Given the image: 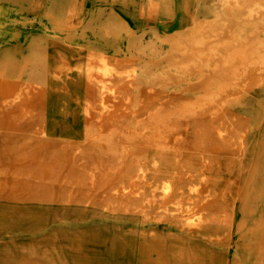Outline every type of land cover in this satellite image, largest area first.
I'll use <instances>...</instances> for the list:
<instances>
[{"label": "rangeland", "instance_id": "1", "mask_svg": "<svg viewBox=\"0 0 264 264\" xmlns=\"http://www.w3.org/2000/svg\"><path fill=\"white\" fill-rule=\"evenodd\" d=\"M177 1L180 11L186 13L183 2L192 0ZM205 1L211 5L210 0ZM152 4L151 0H0V66L10 59L26 61L34 46L43 45L57 47L63 54L83 50L106 57L112 70L105 78L108 84L91 90L88 101L72 88L68 78L56 84L54 96L41 108L26 114L16 104L5 109L0 128V264H160V260L264 264V95L249 90L238 95L235 105L216 106L214 101L183 92L199 73L195 70L193 77L186 74L189 67L185 64L191 60L181 52L175 54L177 61L175 56L167 57L169 39L176 35L178 26ZM110 10L124 17L134 34L142 36L144 54L129 46L125 31L113 42L98 33L99 22ZM214 16L211 13L202 19L212 21ZM256 27L258 44H264V25ZM151 44L153 49L147 48ZM176 63L184 67L180 69ZM203 68L209 73L213 69ZM167 70L169 75H177L174 79L183 77L185 83L169 81ZM138 78L145 81L144 86ZM155 78L162 79L159 85ZM167 83L172 86L165 87ZM221 114L224 118H218ZM212 119L226 128L229 122L247 120L249 129L243 134L242 145L229 147L228 129L227 143L217 142L225 145L223 150L200 153L209 147L201 134ZM165 182L171 183L169 195L164 192L166 197L162 193ZM187 198L193 202H186ZM185 208L201 219L191 227L197 240L187 259L184 243L168 231L171 220L181 221L180 216L188 214ZM226 213L232 214L229 221Z\"/></svg>", "mask_w": 264, "mask_h": 264}, {"label": "bare ground", "instance_id": "2", "mask_svg": "<svg viewBox=\"0 0 264 264\" xmlns=\"http://www.w3.org/2000/svg\"><path fill=\"white\" fill-rule=\"evenodd\" d=\"M205 1V0H204ZM99 2V1H98ZM155 7L159 8L160 11L172 22L175 26H178L176 29L177 33L174 37L169 39L170 50L169 58L175 56L176 53L181 52L183 56L187 59L189 58L193 63H196L195 67L193 63L187 62L184 64L188 66V75L192 76L195 70L198 71L199 77L195 80L194 83L188 82L183 92L193 93L194 95L201 96L203 99L216 103V106L221 104L235 105L238 103V95L243 92L251 90V92H262L264 95V44H258V31L256 27L258 23L264 25V0H210L211 5L207 6L203 3V0H192L191 3L187 4L183 2L184 11H180L177 0H151ZM207 3V1H205ZM152 4V5H153ZM7 6V5H6ZM94 6V5H93ZM190 6V8H189ZM96 7V6H95ZM120 7V6H119ZM117 8V7H116ZM109 11V10H108ZM111 11V10H110ZM140 13V12H139ZM214 13V19L212 21H205L202 19L207 15ZM137 15V14H136ZM124 16V15H123ZM126 16V15H125ZM76 21V20H75ZM79 24V23H78ZM258 27H261L260 25ZM91 29V28H90ZM164 29V28H163ZM162 29V30H163ZM85 30V29H84ZM83 30V31H84ZM93 31V29H91ZM122 31L127 32L129 46L137 53L142 50L141 38L132 32V29L129 26V23L115 12L108 13L107 17L104 20H101L98 24V33L103 35L106 39L113 42L116 40L118 33ZM164 31V30H163ZM261 33V32H260ZM157 38V37H156ZM261 40V39H260ZM263 40V39H262ZM261 40V41H262ZM117 42V41H116ZM149 42V41H148ZM163 42V41H162ZM161 42V43H162ZM164 43V42H163ZM147 45V44H146ZM153 49L152 44L149 47ZM155 48V47H154ZM92 49V48H91ZM94 49V48H93ZM92 49V50H93ZM85 50V49H84ZM94 51V50H93ZM130 51V50H129ZM149 51V50H148ZM156 51V48H155ZM153 51V52H155ZM144 52V51H143ZM141 52V53H143ZM130 53V52H129ZM133 53V52H132ZM168 53V52H167ZM166 53V55H168ZM144 54V53H143ZM155 54V53H154ZM160 54V53H159ZM179 54V53H178ZM180 54V55H182ZM16 55V54H15ZM101 56V55H100ZM107 56V55H104ZM171 56V57H170ZM177 56V54H176ZM176 61H177V57ZM20 57V56H19ZM106 58V57H104ZM99 56H94L91 52L82 51H72L66 52L63 54L59 48L54 46H43L36 45L33 47L30 57L21 62L19 59H10L7 62L3 63L0 66V128L2 126L3 113L5 109L12 107L13 104L20 106L22 114H26L28 110H35L41 108L43 103L50 101L52 96H54L55 86L58 82H64L68 78L69 83L72 85V88L80 93V96L86 101L91 97V90L104 88L107 83L105 78L109 76V72L112 71L110 66L105 62V59ZM165 58V57H164ZM184 58L185 60H187ZM173 59V58H171ZM170 59V60H171ZM188 59V61H189ZM165 60V59H163ZM167 60V59H166ZM169 60V59H168ZM159 61V60H158ZM157 62V61H156ZM162 62V60H161ZM171 62V61H170ZM109 63V62H108ZM119 63V62H118ZM152 63V62H151ZM172 63V62H171ZM174 63V62H173ZM173 63L171 64L172 68H175ZM167 64V63H166ZM177 64V63H176ZM182 64V63H181ZM148 65H151L150 63ZM154 65V64H153ZM178 65V64H177ZM147 66V65H146ZM152 66V65H151ZM168 66L169 68L171 67ZM203 66H209L212 69V72L209 73L204 70ZM127 67V66H126ZM125 67V68H126ZM177 67V66H176ZM180 67V65H178ZM184 67V66H183ZM182 67V68H183ZM143 68V67H142ZM145 68V67H144ZM143 68V69H144ZM151 68V67H150ZM180 67V69H182ZM113 69V68H112ZM143 69L141 72H143ZM132 70V69H131ZM130 70V72H131ZM141 70V68H140ZM148 70V69H147ZM127 70L126 72H128ZM151 71V70H150ZM163 71V70H162ZM168 71V70H167ZM179 71V70H178ZM118 72V70H117ZM125 74V71H123ZM121 72V73H123ZM133 72V71H132ZM166 72V71H165ZM112 73V72H111ZM114 73V72H113ZM135 73V72H133ZM168 73V74H167ZM169 81H175L179 84L185 83L182 82L184 78L181 76L173 77L167 72ZM130 76L132 73H129ZM149 74V73H148ZM185 74V73H184ZM127 75V74H126ZM150 75V74H149ZM240 75V78L237 79ZM111 76V75H110ZM118 76V75H117ZM125 76V75H123ZM156 76V75H155ZM160 76V75H157ZM119 77V76H118ZM129 77V75H128ZM148 77V76H147ZM152 77V76H151ZM193 77V76H192ZM117 79V77H114ZM113 78V79H114ZM158 78V77H157ZM157 78H155L157 80ZM167 78V77H165ZM164 78V79H165ZM112 79V80H113ZM140 80V78H138ZM138 79H136L138 81ZM171 79V80H170ZM109 80V78H108ZM111 80V79H110ZM129 80V78H128ZM145 80V79H142ZM152 80V79H151ZM151 80H149L151 82ZM154 80V79H153ZM158 80H162L161 78ZM155 81L157 85L160 81ZM141 81V80H140ZM147 81V80H146ZM148 81V82H149ZM116 82V81H115ZM136 82V81H135ZM142 82V81H141ZM168 82V81H166ZM174 84L175 83H172ZM131 83V82H130ZM128 82V84L130 85ZM140 83V82H139ZM100 84V86L98 85ZM115 84V83H114ZM137 84V83H136ZM143 86L145 85L142 82ZM153 84L154 82L150 83ZM168 84V83H167ZM171 84L165 85L172 86ZM111 85V83H110ZM156 85V86H157ZM62 86V85H61ZM64 86V85H63ZM99 86V87H98ZM113 86V85H112ZM57 87V86H56ZM155 87V86H154ZM164 87V86H162ZM61 88V87H60ZM59 88V89H60ZM64 88L68 89L64 86ZM106 88V87H105ZM160 88V87H159ZM58 89V90H59ZM108 89V88H107ZM111 89V88H109ZM141 89V88H140ZM150 89V88H149ZM152 89V88H151ZM155 89V88H154ZM164 89V88H163ZM63 91V89H61ZM65 90V89H64ZM114 91V89H111ZM135 90V89H134ZM139 90V89H138ZM148 90V88H147ZM60 91V92H62ZM68 91V90H67ZM103 91V90H102ZM106 91V89H105ZM118 91V90H116ZM110 93H114L109 91ZM120 92V91H119ZM225 92V93H224ZM68 93V92H67ZM72 93H74L72 91ZM123 93V91H122ZM139 93V91H138ZM151 93V92H150ZM154 93V92H153ZM179 93V92H177ZM224 93V94H223ZM117 94V93H116ZM141 95V93H139ZM149 94V93H148ZM176 94V93H175ZM74 95V94H73ZM76 95V94H75ZM118 95V94H117ZM127 95V94H126ZM138 95V94H137ZM70 97V96H69ZM128 97V95H127ZM135 97V95L133 96ZM141 97V96H140ZM77 98V97H76ZM138 98V97H135ZM80 99V98H79ZM153 99V98H152ZM75 100V99H74ZM156 100V99H153ZM261 100V99H260ZM143 101V100H142ZM141 102V101H140ZM80 103V102H79ZM126 103V102H125ZM137 103V102H136ZM140 104V103H139ZM144 104V102H143ZM142 104V105H143ZM78 105V104H77ZM139 106V105H138ZM17 108V107H16ZM15 108V109H16ZM144 108V107H143ZM124 109V108H123ZM127 109V108H126ZM157 110V108H155ZM160 109V107L158 108ZM224 109V108H223ZM122 110V109H121ZM137 110V109H135ZM177 110V109H176ZM9 110H7L8 112ZM133 111V110H132ZM222 111V110H221ZM13 112V110H12ZM33 112V111H32ZM150 112V111H149ZM158 112V111H157ZM21 113V112H20ZM30 113V112H29ZM154 113V112H153ZM156 113V112H155ZM35 114V113H34ZM118 114V113H117ZM5 115V114H4ZM10 115V114H8ZM15 115V114H13ZM20 115V114H19ZM28 115V114H27ZM32 115V114H31ZM156 115V114H154ZM153 115V116H154ZM11 116V115H10ZM26 116V115H25ZM225 115H219L218 118H224ZM18 117V116H17ZM27 117V116H26ZM19 118V117H18ZM20 118H22L20 116ZM25 118V117H24ZM4 119V118H3ZM214 119V118H213ZM211 121L210 125H205L201 137L203 140L208 143L209 147L205 151L200 153H215L218 150H223V144L217 142H226L228 141V136L226 131L229 129V147L230 145H242L243 134L248 130L247 120L240 119L239 121L233 123L229 122V126L226 128L223 125H216ZM254 119V118H253ZM252 119V121H253ZM6 120V119H5ZM12 120V119H11ZM15 120V118H14ZM13 120V121H14ZM22 120V119H21ZM21 120L16 122L18 124ZM54 120V119H53ZM85 122H88L87 118L83 119ZM100 120V119H99ZM134 119H132L133 121ZM139 120V119H138ZM12 121V122H13ZM10 122V121H9ZM8 122V123H9ZM254 122V121H253ZM256 123V122H255ZM32 124V123H31ZM135 124V122H134ZM137 124V123H136ZM141 124V123H140ZM9 125V124H8ZM11 126V124H10ZM18 126V125H17ZM115 126V125H114ZM4 127V126H3ZM2 127V128H3ZM7 127V126H6ZM5 127V128H6ZM11 128V127H10ZM38 128V127H37ZM112 128V126H111ZM114 128V127H113ZM251 128V127H250ZM8 129V128H7ZM29 129V128H28ZM6 130V129H5ZM37 130V129H36ZM149 130V129H148ZM9 131V130H8ZM146 131V130H145ZM201 131V130H200ZM41 131H39L40 133ZM128 132V131H127ZM231 132V133H230ZM6 133V132H4ZM112 133V132H111ZM142 133V131H141ZM150 133V132H149ZM201 133V132H200ZM138 134V132H137ZM231 134L233 135V140H231ZM10 135V134H9ZM12 135V134H11ZM32 135V134H31ZM105 134H102V136ZM136 135V133H135ZM140 135V133H139ZM138 135V136H139ZM150 135V134H149ZM148 136V134H147ZM7 137V135H6ZM11 137V136H10ZM97 137V135H96ZM159 137V136H158ZM66 139V138H65ZM69 140V139H68ZM71 140V139H70ZM31 141V140H30ZM74 141V140H72ZM85 141V140H84ZM87 141V140H86ZM236 142V144H235ZM227 143V142H226ZM84 144V143H83ZM124 146V145H123ZM122 148V147H121ZM156 148V147H155ZM239 151V149H238ZM178 152V151H176ZM175 152V153H176ZM126 153V152H125ZM123 155V153H122ZM202 156V154H201ZM69 157V156H68ZM176 158V157H175ZM178 158V157H177ZM176 158V159H177ZM123 159V158H122ZM202 159V158H201ZM68 159H66L67 161ZM70 160V158H69ZM68 160V161H69ZM179 160V158L177 159ZM25 161V160H24ZM180 161V160H179ZM203 161V160H202ZM217 161V160H216ZM149 162V161H148ZM178 162V161H177ZM205 162V161H204ZM82 163V162H80ZM79 163V164H80ZM179 163V162H178ZM67 164V163H66ZM136 164V163H135ZM154 164V163H153ZM210 164V163H209ZM208 164V165H209ZM56 166V164H54ZM95 165V164H94ZM144 165V162H142ZM207 165V164H205ZM141 166V165H139ZM177 166V165H176ZM180 166V165H179ZM177 166V167H179ZM52 168V166H50ZM66 167V165H65ZM113 167V166H112ZM155 167V166H154ZM140 170L141 167H137ZM182 168V167H181ZM184 168V167H183ZM182 168V169H183ZM206 168V167H205ZM19 169V168H18ZM44 169V168H43ZM50 169V168H49ZM186 169V168H185ZM208 169V168H206ZM70 170V169H69ZM62 171V170H61ZM97 171V170H96ZM144 172V170H142ZM104 172V171H103ZM149 172V171H148ZM19 173V172H18ZM52 173V172H51ZM95 173V171H93ZM138 173V172H137ZM142 173V172H141ZM176 173V172H175ZM251 173V172H250ZM136 174V173H135ZM139 174V173H138ZM156 174V173H154ZM188 174V173H187ZM252 174V173H251ZM7 175V174H6ZM43 175V173H40ZM60 175V173H59ZM102 175V174H101ZM137 175V174H136ZM144 175V174H143ZM176 175V174H174ZM95 176V175H94ZM177 176H180L177 174ZM189 176V175H188ZM61 177V175H60ZM60 177H57L58 179ZM172 177V176H171ZM204 177V176H203ZM41 178V177H40ZM101 178V177H100ZM143 178V177H141ZM145 178V177H144ZM57 179V180H58ZM66 179V178H65ZM91 179V178H90ZM103 179V178H101ZM172 179V178H171ZM174 179V178H173ZM96 180V179H95ZM106 180V179H104ZM136 180V179H135ZM144 180V179H143ZM169 180V179H168ZM199 180V179H198ZM204 180V179H203ZM88 181V180H87ZM86 181V182H87ZM90 181V180H89ZM94 181V180H92ZM111 181V180H110ZM109 181V187H110ZM132 181V180H131ZM91 182V181H90ZM112 182V181H111ZM134 182V181H132ZM170 182V181H169ZM96 183V182H95ZM191 183V182H190ZM129 184H131L129 182ZM137 184V183H135ZM150 184V183H148ZM169 184L166 183L162 186V193L169 189ZM93 185V183H92ZM112 185V184H111ZM138 185V184H137ZM146 185V183H145ZM87 186V185H85ZM94 186V185H93ZM140 186V185H139ZM147 186V185H146ZM194 186V185H193ZM108 187V185H107ZM130 187H132L130 185ZM199 187V186H198ZM196 187V189H198ZM201 187V186H200ZM134 188V187H132ZM139 188V187H138ZM154 188V187H153ZM153 192L155 188L153 189ZM192 188V187H190ZM131 189V188H130ZM158 189V188H157ZM156 189V190H157ZM173 189V187H172ZM176 189V188H175ZM195 189V187H194ZM193 190V193L197 191ZM141 190V189H140ZM159 190V189H158ZM191 190V191H192ZM125 191V190H124ZM129 191V190H128ZM127 191V192H128ZM161 191V189L159 190ZM113 192V191H112ZM117 192V191H116ZM152 192V191H151ZM125 193V192H123ZM155 193V192H154ZM153 193V194H154ZM171 193V192H170ZM192 192H190L191 194ZM199 193V192H198ZM135 194V193H134ZM133 194V195H134ZM138 195V194H137ZM166 195L165 193L163 194ZM161 195V196H163ZM169 195V192H168ZM188 195V194H187ZM136 196V195H135ZM152 196V195H151ZM182 196V195H181ZM190 196V195H189ZM166 197V196H165ZM180 197V196H179ZM184 197V196H182ZM181 197V198H182ZM148 198V197H147ZM153 198V196L151 197ZM155 199V197H154ZM153 199V200H154ZM190 201L192 198H189ZM187 198L186 202L189 200ZM164 200V197H163ZM175 200V199H174ZM179 200V198L177 199ZM181 200V199H180ZM179 200V201H180ZM7 201V200H6ZM148 201V200H147ZM153 203V201L150 199ZM90 202V200H89ZM150 202V203H151ZM174 202V201H173ZM182 202V201H180ZM179 202V204H180ZM193 202V201H191ZM8 203V202H7ZM21 203V202H20ZM41 203V202H40ZM149 203V201H148ZM25 204V202H24ZM45 205V203H43ZM61 204V203H60ZM67 204V203H66ZM70 204V203H68ZM175 203H172V205ZM239 204V203H238ZM28 205V204H26ZM32 205V204H31ZM34 205V204H33ZM36 205V204H35ZM73 205V204H72ZM144 205V204H143ZM177 205V204H176ZM174 205V206H176ZM181 205V204H180ZM38 206V205H37ZM52 206V205H51ZM59 206V205H58ZM63 206V204H62ZM86 206V205H85ZM25 207V206H24ZM31 207V206H30ZM57 207V206H56ZM81 207V206H80ZM79 207V208H80ZM177 207V206H176ZM181 207V206H179ZM186 207V206H185ZM238 207V206H237ZM46 208V207H45ZM50 208V207H47ZM78 208V207H76ZM85 208V207H84ZM193 208V207H192ZM27 209V208H26ZM32 209V208H31ZM81 209V208H80ZM95 209V208H93ZM191 209V208H190ZM189 209V210H190ZM260 209V208H259ZM34 210V209H33ZM42 210V209H41ZM62 210V209H60ZM77 210V209H76ZM83 210V208L81 209ZM96 210V209H95ZM93 210V211H95ZM126 210V209H125ZM142 210V209H141ZM164 214L168 213L167 209H163ZM188 210V211H189ZM29 211V210H27ZM57 211V210H56ZM55 211V212H56ZM79 211V210H78ZM103 211V210H102ZM166 211V212H165ZM178 211V209L176 210ZM183 211V210H182ZM186 213L182 217L181 221H172L169 222L168 231L169 233L174 234L176 241L183 244V256L184 259H187L186 256H189L188 253L192 250L193 242L196 241L197 232L195 230L191 231L192 226L198 225V222L201 220L199 214H192L188 212L185 208ZM46 212V211H45ZM54 212V211H53ZM59 212V211H57ZM61 212V211H60ZM74 212V211H73ZM82 212V211H80ZM98 212V211H97ZM127 212V211H126ZM158 212V210H157ZM156 212V214H157ZM179 212V211H178ZM181 212V210H180ZM47 213V212H46ZM52 213V211H51ZM79 213V212H78ZM111 213V212H110ZM121 213V212H120ZM125 213V212H124ZM184 213V212H183ZM182 213V214H183ZM49 214V212H48ZM133 214V213H132ZM55 215V214H54ZM72 215V213H71ZM77 215V214H76ZM94 215V214H93ZM109 215V214H108ZM120 215V214H119ZM141 215V214H140ZM143 215V214H142ZM188 215L187 217H185ZM201 215V214H200ZM225 218L229 221L231 219V213L224 214ZM49 216V215H48ZM81 216V215H78ZM83 216V214H82ZM92 216V215H91ZM124 216V215H123ZM127 216V215H126ZM134 216V215H133ZM147 216V215H146ZM236 216V215H235ZM54 217V216H53ZM105 217V216H104ZM125 217V216H124ZM157 217V216H156ZM100 218V217H99ZM147 218V217H146ZM46 219V218H45ZM162 219V218H161ZM239 219V217L237 218ZM48 220V219H46ZM55 220V219H54ZM74 220V219H73ZM130 220V219H129ZM166 220V219H165ZM178 220V219H177ZM52 221V220H51ZM155 221V220H154ZM233 221V219H232ZM230 221V222H232ZM37 222V221H36ZM34 222V223H36ZM44 222V221H43ZM138 222V221H137ZM148 222V221H147ZM164 222V221H163ZM220 222V221H219ZM134 223V222H132ZM141 223V222H140ZM144 223V222H143ZM206 223V222H205ZM165 224V223H164ZM203 224V222H202ZM224 224V223H223ZM259 224V222H258ZM34 225V224H33ZM45 225V224H44ZM205 225V224H203ZM226 225V224H225ZM262 223H260V226ZM264 225V222H263ZM227 226V225H226ZM52 227V226H51ZM210 227V226H209ZM256 227V226H255ZM262 227V226H261ZM44 228V226H43ZM105 228V227H104ZM139 228V227H138ZM227 228V227H226ZM236 228V226H235ZM39 231L41 228H38ZM95 229V228H94ZM210 229V228H209ZM254 229H257L254 228ZM260 229V228H259ZM263 229V228H262ZM48 230V229H47ZM93 230V229H92ZM106 230V229H105ZM108 230V229H107ZM204 230V229H203ZM218 230V229H216ZM30 231V230H29ZM36 231V230H35ZM42 231V230H41ZM123 231V230H122ZM202 231V230H200ZM211 231V230H209ZM230 231V230H229ZM128 232V231H127ZM126 232V233H127ZM133 232V231H132ZM207 232V231H206ZM259 232V231H257ZM19 233V232H18ZM43 233V232H42ZM64 233V232H63ZM125 233V232H124ZM136 233V232H135ZM139 233V232H138ZM136 233V235L138 234ZM166 233V232H165ZM200 233V232H199ZM214 233V232H213ZM219 233V232H218ZM256 233L255 231L252 233ZM116 234V233H114ZM113 234V235H114ZM128 234V233H127ZM147 234V232H146ZM205 234V233H204ZM203 234V235H204ZM222 234V233H221ZM251 234V233H250ZM40 235V234H39ZM67 235V234H66ZM130 235V234H129ZM143 235V234H142ZM145 235V234H144ZM143 235V236H144ZM152 235V234H151ZM167 235V234H166ZM208 235V234H207ZM206 235V236H207ZM25 236V235H24ZM50 236V235H49ZM48 236V237H49ZM57 236V235H56ZM63 236V235H61ZM60 236V238H61ZM116 236V235H115ZM149 236V235H148ZM159 237L160 235L157 234ZM205 236V235H204ZM226 236V235H225ZM228 236V235H227ZM226 236V237H227ZM55 237V235H54ZM142 237V236H141ZM163 237V236H162ZM168 237V236H167ZM169 237H171L169 235ZM44 238V237H43ZM51 238V236H50ZM113 238V237H112ZM139 238V237H138ZM145 238V237H143ZM48 239V238H46ZM58 238H56L57 240ZM107 239V238H105ZM115 239V238H114ZM155 239V238H154ZM158 239V238H157ZM166 239V238H165ZM230 239V238H229ZM113 240V239H112ZM143 240V239H142ZM163 240V239H162ZM106 241V240H105ZM118 241V240H117ZM138 241V240H137ZM145 241V240H144ZM150 241V239H149ZM166 241V240H165ZM210 241V240H209ZM56 242V241H55ZM112 242V241H111ZM120 242V240H119ZM161 243L162 241L159 240ZM158 242V244H159ZM214 242V241H213ZM104 243V242H103ZM107 242L104 244L106 245ZM113 243V242H112ZM126 243V241H125ZM114 244V243H113ZM116 244V243H115ZM130 244V243H129ZM147 244V243H146ZM170 244V243H169ZM60 245V244H59ZM58 245V246H59ZM112 245V244H111ZM131 245V244H130ZM138 245V244H137ZM143 245V244H142ZM157 245V244H156ZM173 245V244H172ZM172 245L170 248H172ZM107 246V245H106ZM109 246V245H108ZM163 246V245H162ZM175 246V245H174ZM79 247V245H78ZM105 247V246H104ZM114 247V246H112ZM124 247V246H123ZM135 247V246H133ZM149 247V246H148ZM154 247V246H153ZM164 247V246H163ZM179 247V246H178ZM230 247V246H229ZM72 248V246L70 247ZM59 249V248H58ZM132 249V248H131ZM134 249V248H133ZM150 249V248H149ZM163 249V248H162ZM169 249V247H168ZM180 249V248H179ZM193 249H198L193 247ZM233 249V248H232ZM112 250V249H111ZM137 250V249H136ZM155 250V249H154ZM202 250V249H201ZM204 250V249H203ZM151 251V250H150ZM181 251V250H180ZM198 251V250H197ZM246 251V250H245ZM105 252V251H104ZM169 252V251H168ZM172 252V251H171ZM204 252V251H202ZM233 252V251H232ZM244 252V251H243ZM193 253V252H191ZM190 253V256H191ZM137 254V253H136ZM135 254V255H136ZM171 254V253H170ZM176 254H179L176 253ZM175 254V255H176ZM174 255V256H175ZM247 255V254H246ZM58 256V255H57ZM181 256V255H180ZM257 256V254H256ZM263 256V255H262ZM56 257V255L54 256ZM60 257V256H59ZM58 257V259H59ZM173 257V255H172ZM171 257V258H172ZM192 257L195 258L194 254ZM235 257V256H234ZM183 258V257H181ZM180 258V259H181ZM199 258V255H198ZM197 258V260H198ZM247 258V256H246ZM56 259V258H55ZM173 259V258H172ZM189 259V258H188ZM256 259V257H255ZM54 260V259H53ZM52 260V261H53ZM127 260V259H126ZM183 260V259H182ZM190 260H192L190 258ZM247 260V259H246ZM260 260V259H259ZM263 260V259H262ZM62 261V260H61ZM128 261V260H127ZM179 261V260H178ZM194 261V259H193ZM261 261V260H260ZM57 262V261H56ZM190 261H187V263ZM192 262V261H191ZM190 262V263H191ZM196 262V261H195ZM159 264V262H157ZM179 263V264H185ZM193 263V262H192ZM211 263V262H210ZM247 263V262H246ZM130 264V263H129ZM160 264H177L174 261H161ZM189 264V263H188ZM203 264V263H202ZM263 264V263H262Z\"/></svg>", "mask_w": 264, "mask_h": 264}]
</instances>
